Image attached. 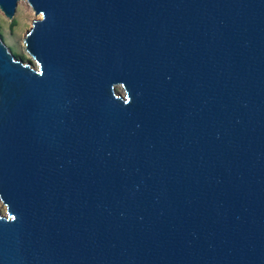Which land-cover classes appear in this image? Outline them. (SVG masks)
Masks as SVG:
<instances>
[{"label":"water","instance_id":"1","mask_svg":"<svg viewBox=\"0 0 264 264\" xmlns=\"http://www.w3.org/2000/svg\"><path fill=\"white\" fill-rule=\"evenodd\" d=\"M26 1L0 264H264V0Z\"/></svg>","mask_w":264,"mask_h":264},{"label":"rangeland","instance_id":"2","mask_svg":"<svg viewBox=\"0 0 264 264\" xmlns=\"http://www.w3.org/2000/svg\"><path fill=\"white\" fill-rule=\"evenodd\" d=\"M41 15H36L32 7L26 0H20L14 18L11 20L5 16L0 9V35L4 39L6 45L23 59L25 63L37 67L36 62L31 58L26 50L24 38L29 30L32 28V22ZM16 21L14 25L12 22ZM116 91L119 94H124L125 91L121 85L116 86ZM0 213L6 214V206L0 200Z\"/></svg>","mask_w":264,"mask_h":264},{"label":"trees","instance_id":"3","mask_svg":"<svg viewBox=\"0 0 264 264\" xmlns=\"http://www.w3.org/2000/svg\"><path fill=\"white\" fill-rule=\"evenodd\" d=\"M15 23H16V21H13V22H12V25H14ZM15 54H16L17 56H19L18 53H15Z\"/></svg>","mask_w":264,"mask_h":264}]
</instances>
